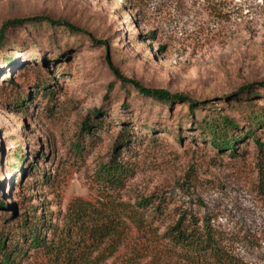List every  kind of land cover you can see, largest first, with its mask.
I'll return each mask as SVG.
<instances>
[{"label":"rangeland","instance_id":"374dc122","mask_svg":"<svg viewBox=\"0 0 264 264\" xmlns=\"http://www.w3.org/2000/svg\"><path fill=\"white\" fill-rule=\"evenodd\" d=\"M46 15L108 45L44 20L6 27L0 225L1 217L34 214L56 222L79 197L136 203L156 195L165 202L161 233L181 214L195 216L242 262L264 264V123L236 150L221 151L189 123L187 104L143 97L116 76L107 57L145 86L220 102L264 80V0H0V30L10 19ZM42 79L49 88L40 86ZM255 90L254 108L262 110L264 90ZM91 118L104 122L88 131L84 123ZM20 148L25 161L14 170L12 154ZM113 159L132 167L123 187L100 178ZM22 245L20 264H65ZM153 245L133 231L98 264H181Z\"/></svg>","mask_w":264,"mask_h":264},{"label":"trees","instance_id":"16d2710c","mask_svg":"<svg viewBox=\"0 0 264 264\" xmlns=\"http://www.w3.org/2000/svg\"><path fill=\"white\" fill-rule=\"evenodd\" d=\"M43 20L51 25H61L73 35H88L91 41L108 45L107 40L103 42L94 38L71 21L48 15L10 19L1 28L0 39L4 38V31L9 25L22 27L24 23H40ZM107 57L116 76L124 83H131L143 97L167 105L176 102L187 104L189 123L201 130L202 139H209L221 151L236 150L244 137L253 135L255 129L264 123V109L254 108L253 96L255 89L264 90V80L246 84L227 95L224 100L221 98L220 102L214 103L183 93H172L163 88L145 86L140 81L121 74L110 55ZM39 84L47 89L50 82L42 79ZM17 104L23 106L24 100L19 99ZM211 105L213 108H209ZM245 106L249 107L246 113L244 109H239ZM203 108L207 114L199 113ZM102 122L104 119L95 121L91 118L84 126L89 131L95 124L101 125ZM121 139L115 148H118ZM22 153L20 148L12 154L16 159L14 170L20 168L25 161ZM131 171V166L113 159L101 169L99 175L106 185L123 187L125 178ZM4 205L5 202L0 200V207ZM164 205V200L156 195L146 196L136 203L79 197L70 202L56 222L37 214L33 217L25 215L16 221H7L1 217V221L2 218L4 221L0 225V264L22 263V258L26 257V250L22 245L24 243L31 248L48 252L51 257L65 264H98L115 254L133 231L140 239L154 244L153 249L163 246L165 253L176 257L181 264H245L219 242L214 228L208 222L201 224L195 216L189 217L183 213L161 233L158 223L164 218ZM13 227L17 232L10 237Z\"/></svg>","mask_w":264,"mask_h":264}]
</instances>
